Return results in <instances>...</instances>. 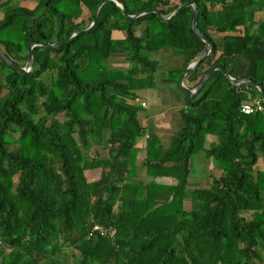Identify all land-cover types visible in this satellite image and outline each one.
Segmentation results:
<instances>
[{"label":"trees","instance_id":"trees-1","mask_svg":"<svg viewBox=\"0 0 264 264\" xmlns=\"http://www.w3.org/2000/svg\"><path fill=\"white\" fill-rule=\"evenodd\" d=\"M102 1L28 7L6 0L0 47L24 66L29 42L53 43L89 27ZM119 1L129 14L159 8L164 16L196 1L198 27L213 49L187 74L192 88L216 64L264 86V0ZM193 12L188 6L169 21L155 12L130 18L107 0L90 30L35 47L32 73L0 55V264H61L68 247L78 251L74 264H264V170L255 168L264 111L240 110L250 97L262 98L256 86L234 84L216 69L196 95L184 91L181 128L166 148L150 134L142 163L148 176L177 183L130 178L139 174L137 144L146 134L138 90L153 86L160 68L151 54L184 56L167 72L181 89L182 72L207 48L192 29ZM117 53L126 68L109 66ZM208 134L218 138L209 148ZM93 141L106 153L92 155ZM199 150L222 172L210 187L188 189ZM91 170L99 177L91 179ZM96 222L115 227V241L90 235Z\"/></svg>","mask_w":264,"mask_h":264},{"label":"crops","instance_id":"crops-1","mask_svg":"<svg viewBox=\"0 0 264 264\" xmlns=\"http://www.w3.org/2000/svg\"><path fill=\"white\" fill-rule=\"evenodd\" d=\"M6 0H0V20L3 18L4 7L1 5ZM13 2V0H11ZM116 36H120V32L115 31ZM120 54V53H117ZM115 54V55H117ZM160 60L168 59L169 65L160 66L158 73L156 75L155 84L150 88H143L138 90L137 102L142 106V110L139 113L140 121L145 127L146 134L141 137L138 141V146L140 150L138 152V176H131L130 178H139L141 180L152 181L156 180L160 183L175 184L177 179L172 176H148L147 168L142 165L143 160L146 156V144L150 134H154L163 147H169L172 135L181 128L183 124L182 110L186 107V96L184 90L180 89L175 82L169 80L168 78H161L160 74L165 73L166 70L171 68H178L183 65L185 58L182 54L175 53L170 49H163L157 53ZM165 57V58H164ZM162 67V68H161ZM186 84L192 88V83H189L187 79ZM170 85L172 88H167ZM172 89V90H171ZM174 90H181L182 93L173 95ZM145 102L146 105H142ZM218 138L214 134H208L206 137L205 146L209 148L212 143L217 142ZM196 154V153H195ZM196 165L201 168V177L197 173H193V161L190 167V174L188 177V186L190 189L210 187L212 179L214 176L221 175L222 170L218 167L216 161L212 157H208L206 152L204 154L198 155ZM256 170H264V153L259 155L258 161L255 166ZM91 179L99 177V170H91L87 173ZM193 175V177H192ZM190 180L192 182H190ZM264 197V191L262 192ZM190 208L193 204L191 200L185 201V206Z\"/></svg>","mask_w":264,"mask_h":264},{"label":"water","instance_id":"water-1","mask_svg":"<svg viewBox=\"0 0 264 264\" xmlns=\"http://www.w3.org/2000/svg\"><path fill=\"white\" fill-rule=\"evenodd\" d=\"M107 0H103L96 12L95 15L93 17L92 23L90 24L89 27L84 28V29H76L75 31H73L68 37H66L65 39H62L60 41H56V42H36V41H31L29 42V46H28V56H27V61L26 64L24 66L19 65L17 62L13 61L0 47V55L2 56V58L12 67L16 68L17 70H19L20 72H24V73H32L34 71V48L41 46V47H57L60 44L68 41L71 37L82 33L84 31H88L90 30V28L96 23L97 19H98V15H99V11L102 7V5L106 2ZM117 3V5L120 7L121 11L130 18H136L139 17L145 13H152L155 12L157 13L160 18L164 21H169L172 17H174L177 13H179L182 9L188 7V6H193V22H192V29L202 38L203 41H205L207 43V48L206 50L201 54V56L191 62L186 68L185 70L182 72L181 77H180V87L182 88V90H184L185 92L189 93L190 96H194L196 95L200 89L204 86L206 80L211 76V74L216 70L219 69L221 70L227 77L228 79L233 82L234 84H249V85H254L256 86L262 96V99L264 101V86L262 82H257L252 78H248V77H244V78H237L232 76L221 64H216L214 65L212 68H210L201 78V80L199 81V83L197 84V86H195L194 88H190L185 80H186V76L189 72L194 71L197 69L198 65L200 64V62L211 52V50L213 49V43L212 41L201 31V29L198 27V3L196 1H189V2H185L183 4H180L169 16H164L161 12V10L159 8H151V9H146L145 11H141L139 13L136 14H129L126 9L124 8L123 4L119 1V0H113Z\"/></svg>","mask_w":264,"mask_h":264},{"label":"rangeland","instance_id":"rangeland-1","mask_svg":"<svg viewBox=\"0 0 264 264\" xmlns=\"http://www.w3.org/2000/svg\"><path fill=\"white\" fill-rule=\"evenodd\" d=\"M37 1H38V0H13V2H11V6H20V5H23V6H28V7H34L35 4L37 3ZM11 6H10V7H11ZM8 8H9V7H3V8H2V10H3V11H2L3 14H5V12L7 11ZM84 17H85V19H87V18H88V13H85V14H84ZM79 20H80V19H79ZM158 52H159V51H158ZM158 52H155V53L151 54V56L154 57V58L159 59V57L157 56V53H158ZM164 58H165V57H164ZM168 61H169L168 59L160 60V66H163V67H164V66H166V65H169L170 62H168ZM128 65H129V62L126 61V59H125V55H123V54H117V55H114V56L110 59V61H109V66H110V67L126 68ZM161 68H162V67H161ZM167 72H168V70H166L164 74H163V72H162V74H160V77H161V78L163 77V78H166V79H167V76H168ZM157 73H158V72H157ZM42 78H43L47 83H49V80H50V74H49V73H44V74L42 75ZM163 78H162V79H163ZM167 88H172V87H170V85H168ZM171 90H172V89H171ZM172 93H173L174 96H176V94H180V93H182V91H181V90H174ZM40 113H43V111L41 110ZM58 116H59L60 119H62V120L65 119V114H64V113H60ZM95 151H98L99 153H106V150L103 149L102 145H99L97 142L93 141V146H92V148H91V150H90V153H91L92 155H94ZM204 153H205L204 150H199V151H197L196 154H194V155L192 156V161H193V166H194V169H193L194 172H193V173H197L198 176H200V177H201V175H202V174H201V173H202V172H201V168L198 167V166L196 165V163H197L198 155H200V154H204ZM192 177H193V175H192ZM190 182H192V181L190 180ZM188 189H190L189 186H188ZM187 203H188V202H186V205H187ZM186 207H189V206L187 205ZM72 253H76V254H77L78 251L75 250L74 248H70V247L66 248V249L64 250V252H62V253L60 254V255H61V259H62V263H61V264H74L76 258H74V257L72 256Z\"/></svg>","mask_w":264,"mask_h":264},{"label":"built area","instance_id":"built-area-1","mask_svg":"<svg viewBox=\"0 0 264 264\" xmlns=\"http://www.w3.org/2000/svg\"><path fill=\"white\" fill-rule=\"evenodd\" d=\"M142 105H146V103L143 102ZM240 110L245 114L264 111V101L259 97H250L249 101L244 102L240 106ZM93 233H98L102 236L110 238L112 241H115L117 229L113 226H105L96 222L93 223L90 230V235H92Z\"/></svg>","mask_w":264,"mask_h":264}]
</instances>
